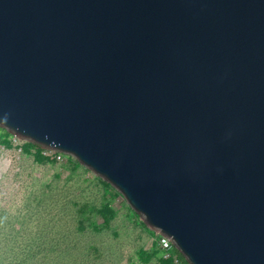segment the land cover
<instances>
[{
	"label": "water",
	"instance_id": "obj_1",
	"mask_svg": "<svg viewBox=\"0 0 264 264\" xmlns=\"http://www.w3.org/2000/svg\"><path fill=\"white\" fill-rule=\"evenodd\" d=\"M0 128L188 264H264V0H0Z\"/></svg>",
	"mask_w": 264,
	"mask_h": 264
},
{
	"label": "rangeland",
	"instance_id": "obj_2",
	"mask_svg": "<svg viewBox=\"0 0 264 264\" xmlns=\"http://www.w3.org/2000/svg\"><path fill=\"white\" fill-rule=\"evenodd\" d=\"M140 221L73 157L0 131V264H172Z\"/></svg>",
	"mask_w": 264,
	"mask_h": 264
},
{
	"label": "built area",
	"instance_id": "obj_3",
	"mask_svg": "<svg viewBox=\"0 0 264 264\" xmlns=\"http://www.w3.org/2000/svg\"><path fill=\"white\" fill-rule=\"evenodd\" d=\"M12 138L14 141H21V139L16 136L12 135ZM40 153L44 156L52 157L58 161L63 160V157L65 156L63 153L43 148L40 149ZM158 244L163 250L164 258L172 261V264H181L179 254L176 252V248L169 238L159 235Z\"/></svg>",
	"mask_w": 264,
	"mask_h": 264
},
{
	"label": "trees",
	"instance_id": "obj_4",
	"mask_svg": "<svg viewBox=\"0 0 264 264\" xmlns=\"http://www.w3.org/2000/svg\"><path fill=\"white\" fill-rule=\"evenodd\" d=\"M0 131H2V132L4 133V135H5L6 138L12 136L10 133H8V132H7L6 130H4V129H1V128H0ZM29 144H30L31 147H33V148L37 149L38 151H40L41 148H40L39 146L34 145V144H32V143H29ZM106 183H107V182H106ZM107 184H108V183H107ZM108 185H109V184H108ZM140 223H141L143 226H146L143 222L140 221ZM176 252L179 254V257H180V260H181V264H188L187 261L184 259V257L179 253V251L176 250ZM171 262H172V261H171Z\"/></svg>",
	"mask_w": 264,
	"mask_h": 264
}]
</instances>
